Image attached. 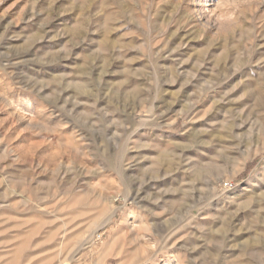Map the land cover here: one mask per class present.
Wrapping results in <instances>:
<instances>
[{
    "label": "rangeland",
    "instance_id": "374dc122",
    "mask_svg": "<svg viewBox=\"0 0 264 264\" xmlns=\"http://www.w3.org/2000/svg\"><path fill=\"white\" fill-rule=\"evenodd\" d=\"M0 0V264H264V0Z\"/></svg>",
    "mask_w": 264,
    "mask_h": 264
},
{
    "label": "bare ground",
    "instance_id": "6f19581e",
    "mask_svg": "<svg viewBox=\"0 0 264 264\" xmlns=\"http://www.w3.org/2000/svg\"><path fill=\"white\" fill-rule=\"evenodd\" d=\"M205 3H204V0H198L197 2H195V7H201V6H204Z\"/></svg>",
    "mask_w": 264,
    "mask_h": 264
}]
</instances>
